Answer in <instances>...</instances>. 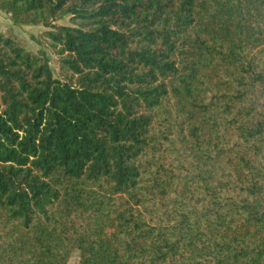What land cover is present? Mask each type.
<instances>
[{"label":"trees","instance_id":"16d2710c","mask_svg":"<svg viewBox=\"0 0 264 264\" xmlns=\"http://www.w3.org/2000/svg\"><path fill=\"white\" fill-rule=\"evenodd\" d=\"M0 11V264H264V0Z\"/></svg>","mask_w":264,"mask_h":264},{"label":"rangeland","instance_id":"374dc122","mask_svg":"<svg viewBox=\"0 0 264 264\" xmlns=\"http://www.w3.org/2000/svg\"><path fill=\"white\" fill-rule=\"evenodd\" d=\"M56 24L60 25H70L69 16H64L54 21ZM47 28L41 24L38 25H28V24H14L9 15L0 11V31L3 32H10L13 35L18 36L19 38L23 39L26 43V48L33 51V52H44L49 60L50 68L53 72L54 77H57V65H56V58L53 52L40 46L35 42V37L46 30ZM79 259V251L75 250L70 257L67 264H77Z\"/></svg>","mask_w":264,"mask_h":264}]
</instances>
